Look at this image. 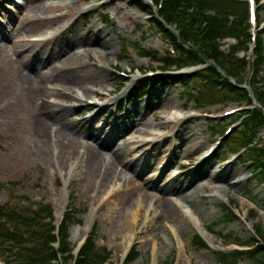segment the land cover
I'll list each match as a JSON object with an SVG mask.
<instances>
[{
	"label": "rangeland",
	"instance_id": "1",
	"mask_svg": "<svg viewBox=\"0 0 264 264\" xmlns=\"http://www.w3.org/2000/svg\"><path fill=\"white\" fill-rule=\"evenodd\" d=\"M104 1H111L110 5L104 9H94L91 18L86 19L81 12H73L86 8L75 0L73 7H64V0H44L41 11H30L27 6H24V0H0V204L15 205L23 210L20 206L25 204L24 198L30 200L31 207L43 201L53 206L57 218L56 223L61 221V218H58V212L63 215L71 207L75 212L83 210L88 212L81 225H75L71 229L70 243L79 247L80 242L97 225L98 244L111 251V263L123 264L131 245H135L139 257L133 264H164L167 261H173L174 264H221L217 261L214 251H233L235 246H229L228 242L235 241L236 237H252L258 228L261 233H264V183L248 179L250 171L241 163L237 155L227 152L226 146L229 141L228 143L223 141L221 134H216L213 129L224 123L225 121L220 120L224 113L236 109V106L197 107L194 101L189 100L187 94L189 91L184 88L185 85H175L172 82L154 86L150 98H141V100L131 102L126 108L116 105L115 100L121 98L127 88L133 85V78L136 80L142 78L138 71L148 76L151 71L160 70L159 63L141 59L138 56L139 49L158 52L159 58H162L169 46L163 35L153 27L146 11L133 7L129 0ZM145 4L149 5L147 1ZM90 5L92 4L86 6ZM258 7L259 19L262 21L260 28H262L264 26V1ZM107 15L109 19L106 18ZM63 16H66L65 19L60 21ZM80 28L82 32L89 30L90 34H94L95 30L116 32L109 49L96 47L91 53V58L85 56L81 61L82 65H86V70L92 71V67L102 69L103 72H100L99 78L104 79L89 84L91 92L81 99L78 97L77 100L64 101L49 97L47 101L53 105L61 104L74 109L69 119L73 123H78L82 130L77 140L81 152L83 151L81 143H93L89 137L91 134L106 138L114 124L127 122L126 125L129 127L124 137L131 145L125 151L126 160L141 159V161L151 160L152 162V165L138 179H154L158 188H164L173 182L185 185L187 188L185 194L191 195L189 197L192 201L191 205H186L173 195L168 196L179 207L178 216L184 221L182 228L177 223H169L165 216L147 224L146 220H152L163 211L159 203L150 199L143 204V207L150 208L151 215L146 218L143 211L144 217L140 223V229L139 227L134 231L127 229L132 221V212L141 211L138 197L136 194L131 196L130 193H126L124 196L120 195L109 201L108 197L113 192L123 189L122 184L111 182L109 179L105 186L101 187L102 178L107 177L108 174L113 175V172L107 168V162L113 151L124 147L121 138L116 140V145L114 142L111 148L102 151V155L106 158L105 163L101 164V155L95 159L94 169L98 170L99 177L90 176L88 174L90 168L85 180H80L79 177L70 179L68 168L58 170L55 164L57 157H54L52 151L46 152L35 146V138L31 133L34 123L30 121L29 108L25 102L16 101L15 91L10 89L11 85H14L11 81L17 79L19 72L21 74L20 69H23L25 64L27 65L39 55L53 56L57 52L60 53L59 56L49 60V64L44 67L42 73L49 72L54 66L60 67L70 48L80 46L68 48L65 46L66 43L73 41ZM36 38H40V43L34 42ZM46 38H51V42H44ZM261 39L264 42V33ZM23 40L39 43V47L33 48L32 52L12 54L10 46ZM233 43L232 40L225 41L222 49H228V46ZM3 46L7 48L3 49ZM128 48L131 49L130 52ZM122 49L126 52L122 55L126 54V60L118 65V69L128 72L131 69L132 75L123 93L109 96L108 92L117 89L121 83L111 68L114 67L115 58L121 54ZM83 50L81 48V51ZM104 53H107L105 58ZM248 56L250 59V55ZM65 66L63 64L59 69ZM83 71V69L77 70V73L65 71L62 73L63 78L57 81L60 83H53V85L49 83L47 86L76 96L75 89H80L76 84L83 83ZM29 72L31 73V70ZM187 73L190 71H175L171 74L185 76ZM262 78H264V67ZM187 85L192 87V84ZM67 86L72 90H66ZM100 94L104 95L102 108H90L88 100ZM192 96H197L194 89ZM163 97H167L169 101L162 103ZM13 101L15 102L12 103ZM106 104L111 105L109 110L103 106ZM136 106L141 111L139 117L133 111ZM54 109L58 108L54 107ZM176 114L180 116L179 118L185 115L194 119L183 121L181 124L175 122L164 124L167 119ZM95 115L97 118L93 117ZM89 119L91 120L88 121ZM137 119L142 120L136 125L133 124ZM142 124H149V127ZM105 125H107L106 130H100ZM144 131L148 133L143 135ZM175 132H177L176 137L172 138ZM261 135H264V132ZM154 136H158L159 140L161 136L168 137L172 145L180 144V141L184 143L187 141L189 145L185 143L187 146H180L171 153L163 151L164 144L160 141L153 146L146 145L140 148V142L149 141ZM69 141L72 143L75 139L65 140L67 143ZM193 149L195 151L191 152ZM63 151L71 150L66 148ZM211 155L212 157H209ZM233 168L237 171L226 183L220 182L218 177L202 180L206 170L221 174ZM66 180L69 181L67 189L64 186ZM147 194L151 198L157 194V191L151 189ZM229 204L236 208L235 212L241 217L239 221H226L224 207ZM188 210L194 214L193 216L200 218L208 231L211 227L216 230L217 236L208 233L209 249H199L195 244L194 238L199 232L196 224L185 222ZM253 211L257 212L255 218L251 217ZM219 232H223V235L230 234L231 239L220 238ZM240 264L255 263L245 260Z\"/></svg>",
	"mask_w": 264,
	"mask_h": 264
},
{
	"label": "trees",
	"instance_id": "2",
	"mask_svg": "<svg viewBox=\"0 0 264 264\" xmlns=\"http://www.w3.org/2000/svg\"><path fill=\"white\" fill-rule=\"evenodd\" d=\"M133 5L147 9L139 1L133 0ZM160 14L168 23H177L181 29L178 39L161 22L154 21L160 31L165 32L173 42L178 53L176 57L168 55L163 59L165 66L183 68L200 62L211 63L206 69L187 78H176L175 84H193L203 104L231 101L251 105L248 91L234 85L231 80H235L238 85L247 81L255 98L264 108V84L259 85L264 66V42L259 38L253 63L236 55L238 51L247 49L245 45L250 41L245 25V3L234 0H165ZM230 15L234 19L230 20ZM228 37L235 38L238 44L225 54L220 50L219 42ZM248 69L252 71V76L247 75ZM140 88L142 91L143 86ZM239 119H242V128L231 137L228 147L232 150L245 148L244 162L252 165L253 175L259 181H264V144L260 138V132L264 129V112L262 109H254L243 113ZM28 212L25 214L9 206L0 207V255L5 264H106L111 259L107 248L97 245L96 232L89 237L77 257L72 254L69 235L72 225L79 222L75 216H66L56 234L50 206L42 204ZM224 215L227 222L236 221L235 215L228 208H224ZM47 219L49 222H46ZM210 229L216 233L213 227ZM219 235L231 237L228 233L223 235V232H219ZM194 240L199 249L206 248L199 237ZM243 245H251L253 248L244 252L216 253L217 261L221 264H240L241 261L250 260L255 264H264V244H259L251 237ZM10 246L15 251L10 250ZM10 251H13V258L8 254ZM138 257L139 254L134 250L127 264L133 263ZM164 264H172V261Z\"/></svg>",
	"mask_w": 264,
	"mask_h": 264
},
{
	"label": "bare ground",
	"instance_id": "3",
	"mask_svg": "<svg viewBox=\"0 0 264 264\" xmlns=\"http://www.w3.org/2000/svg\"><path fill=\"white\" fill-rule=\"evenodd\" d=\"M43 3L44 0H24V6H27V9H29L30 11L43 10ZM73 12L78 13L80 12V10L77 9ZM65 17L66 16H63L60 21L64 20ZM120 29L122 30V27H120ZM115 34L116 32H114L113 30L104 32L103 30H95L94 34H90L89 30L82 32L81 28L78 29L77 35L75 36L73 41L66 43L65 45L67 48L71 46L80 45L75 48H70L67 57L60 64V67H62L63 64L66 65L65 68L63 67L59 69L60 67L54 66L49 72L42 73L44 67L49 64V60L52 57L59 56L60 53L57 52L53 56L48 54H45L43 56L39 55V57L33 59L27 65L25 64L23 69H20L21 74L19 72V76H17V79L11 81V84L12 82H14V85L12 84L10 89H14L16 101L25 102L29 108L28 112L31 116L30 121L34 123V126L31 128V133L32 136L35 138V146L38 149H43L46 152L52 151L54 157H57L55 158V164L58 166V170H62V168H70L72 177H79L80 180H85L87 176V171L90 168L91 170L88 174L92 177H99L98 170L94 169L96 167L95 159L101 155V164L105 163L106 158L102 155V151L104 149L111 148V145L114 142L116 145V140L121 138L125 148L121 147L118 150L112 152L111 158L107 162V168H109L113 172V175L108 174L107 177L102 178L101 187H104L105 184L109 181V179L111 180V182L115 181L122 184L123 189H118L115 193L113 192V194L108 197L109 201L119 197L120 195L124 196L126 193H130L131 196H135L136 194V196L138 197V201H140L139 207H141V211L132 212V221L130 225L127 226V229H129L130 231H134V229H136L137 227H139L140 229V223L144 215L146 216V218L151 215V209H145L143 207V204L148 202L150 199L153 200L155 203H159L163 211H161V214H157L152 220H146L147 224H151L157 218L165 216L169 223H177L182 228L184 221L178 216L180 212L179 207L177 203L171 201L168 196L173 195L178 199L182 200L183 203H185L186 205H191L192 201H190L189 199L191 195L185 194V191L187 190L185 185H178L173 182L172 184H169L164 188H158L156 186V180L154 179H138L140 178V176H142L143 172L152 165V162L151 160L141 161V159L135 161L126 160L125 151L129 147V145H131L127 142L124 137L125 134L128 132L129 127H127L126 125L127 122H123L122 124H114L106 138H102V136L98 134H91L89 137L91 138V142L93 143H81V148L83 149V151L81 152L79 151L80 144L79 142H77V140L79 139L78 134H80L82 130L80 129L78 123H73L69 119V116L74 111V109L72 107L61 104L53 105L47 101V98L49 97H53L55 99H62L64 101L78 99V97L75 95L64 92L63 90L61 91L59 89L47 86V84L49 83L52 85L53 83H60L57 81H59L60 78H63L62 73L65 71L77 73V70L79 69L84 70V76H82L83 83L75 82L78 83L76 85L80 88L84 95L89 94L91 92L89 84L103 81L104 78H99L101 75L100 72H103L102 69L98 67H92L91 69H93L94 71L86 70V65H82L81 61L85 56L91 58V53L94 49H96V47L102 49H109L110 45L113 44ZM5 40L7 41V39ZM43 41L46 43L48 41L51 42L50 38H46ZM39 43H31L26 40H23L21 42L19 41V43L17 44H13L12 46H10L9 49L14 55L20 54L22 52H32V49H35L39 45ZM2 48L6 49L7 46H3ZM78 48H82L84 50L81 52L78 51ZM39 63L42 64L39 65ZM29 70H31V73L29 72ZM66 90H72V88L67 86ZM168 101L169 99L167 97H163L162 103H166ZM14 102L15 101H13L12 103ZM54 107L58 109H54ZM106 108L110 109V107ZM133 111H135L136 116H141V111H139L138 106L133 108ZM93 117L97 118V115ZM179 117L180 116L176 114L172 118L167 119L164 124H169L171 122L181 124L182 119H180ZM90 120L91 119H89L88 121ZM141 120L142 119H137L133 124L136 125L141 122ZM43 125H45V127ZM124 125L126 126L123 127ZM142 125L149 127V124ZM106 126L107 125L103 126L100 130L105 131ZM147 133V131H144L143 135H146ZM176 134L177 132L173 134L172 138H175ZM71 138L75 139V141H73L72 143H70V141L68 143L65 142V140H70ZM159 141L160 143L164 144L163 151L167 153H171L172 150L176 151V149H179L180 146L189 145L187 141H185L187 145L184 143V141H180V144L172 145L168 137L163 138V136H161V139L159 140L158 136H154V138L149 141L140 142V148H144L146 145L153 146ZM66 148H69L71 151L64 152L63 149ZM194 149L191 150V152H194L196 150ZM162 154H164V152ZM173 159H175V157H173ZM236 171L237 170L233 168L232 170H225L221 174H217L213 170H206L204 171L202 180L218 177L220 182L226 183L231 179L232 174ZM151 189L156 190L157 194L150 198L147 192L151 191ZM120 202L121 201L119 200V203ZM143 211L144 215L142 214ZM58 216H61V212H58ZM188 216H186L187 220L185 222L193 223V215L190 214V217ZM198 220L200 221L199 217ZM195 224L198 226L202 235L208 239L207 234L202 228L201 221L200 223L195 222Z\"/></svg>",
	"mask_w": 264,
	"mask_h": 264
}]
</instances>
